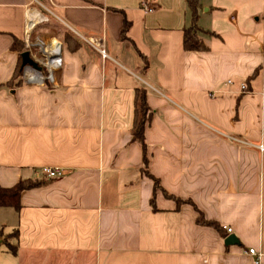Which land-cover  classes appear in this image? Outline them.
Segmentation results:
<instances>
[{
    "label": "crops",
    "instance_id": "0c3cea01",
    "mask_svg": "<svg viewBox=\"0 0 264 264\" xmlns=\"http://www.w3.org/2000/svg\"><path fill=\"white\" fill-rule=\"evenodd\" d=\"M38 1L62 28L31 34L62 43L53 84L14 78L25 10L38 6L0 0V186L40 181L19 210L0 206V264H264V0H200L203 52L183 48L185 0ZM138 88L161 189L132 140ZM13 230L15 254L2 239Z\"/></svg>",
    "mask_w": 264,
    "mask_h": 264
},
{
    "label": "trees",
    "instance_id": "16d2710c",
    "mask_svg": "<svg viewBox=\"0 0 264 264\" xmlns=\"http://www.w3.org/2000/svg\"><path fill=\"white\" fill-rule=\"evenodd\" d=\"M185 1L188 10L190 12L191 22L190 25L184 28L183 30V48L186 51H196V52L207 51L208 46L200 37V33L203 32V30L197 25L199 9H200V0H185ZM262 18L264 20V12ZM52 26H56V25L52 24ZM126 29H127V21H124L122 34H125ZM50 30H51L50 31L51 36H57V37L60 36L56 28L53 29L51 27ZM62 34H63L62 37L63 41L69 39V34L66 31H63ZM210 34L216 35L213 32H211ZM68 46H71V44L70 45L68 44ZM17 48L19 51L22 50L21 46ZM259 70L260 67L256 68L251 77L256 76ZM21 72H22V65L20 63L14 73V78H17L19 76L21 77ZM151 117H152V112L146 101V91L143 88H138L135 91L134 121L131 128V135H132V140L137 142L141 146L143 152L144 166L142 167L141 172L144 173L145 175H148L152 179L154 190H156V189H161V186L159 184V181L156 178H154L147 170L148 156H147V147H146L145 135H144L146 125L150 122ZM39 184L40 181L27 179V180H20L16 184L10 187L0 186V206L13 207L15 210H19L21 192ZM164 194L168 198H173L177 204L182 202L180 201V199L173 197L165 192ZM197 222L200 224L216 227L218 230L221 229L220 226H218L215 222L206 220L201 214H199V216L197 217ZM17 236H18L17 230H13L11 233L2 235V239L4 240V242H6L7 250L13 254L16 253L18 248L17 243L15 241L17 239Z\"/></svg>",
    "mask_w": 264,
    "mask_h": 264
},
{
    "label": "built area",
    "instance_id": "2783aa9c",
    "mask_svg": "<svg viewBox=\"0 0 264 264\" xmlns=\"http://www.w3.org/2000/svg\"><path fill=\"white\" fill-rule=\"evenodd\" d=\"M36 2L38 7L27 6L25 10V50L29 52V56L37 63L38 67L34 68L31 65H24L22 67L21 77L29 84L44 85L46 81L50 83L55 82V73L62 67V43L56 38H51L48 40H43L36 38L31 39V34L34 28L42 23L49 20L50 10L38 0H33ZM142 6L150 9L148 7L147 0H143ZM34 11V15L38 17V21L35 22L28 29L27 14L28 11ZM91 44L98 45L99 51L102 56H105V50L100 43L94 39H88ZM244 88V85H241ZM259 150L264 151V146L259 145ZM40 174L42 177L47 179H55L63 174V170L60 167L43 166L40 168ZM226 230L231 232V228L227 227ZM250 254L256 257V262H259L261 253L257 252L254 248L248 250Z\"/></svg>",
    "mask_w": 264,
    "mask_h": 264
},
{
    "label": "water",
    "instance_id": "95a60500",
    "mask_svg": "<svg viewBox=\"0 0 264 264\" xmlns=\"http://www.w3.org/2000/svg\"><path fill=\"white\" fill-rule=\"evenodd\" d=\"M20 57H21V65H31L34 68H37L38 65L37 63L29 56V52L27 50H24L20 53ZM225 244L226 245H233V244H238L239 241L237 239V237L234 234H229L226 238H225Z\"/></svg>",
    "mask_w": 264,
    "mask_h": 264
},
{
    "label": "bare ground",
    "instance_id": "6f19581e",
    "mask_svg": "<svg viewBox=\"0 0 264 264\" xmlns=\"http://www.w3.org/2000/svg\"><path fill=\"white\" fill-rule=\"evenodd\" d=\"M27 22H28V29L35 23L38 21V17H36L34 15V11L29 10L28 14H27Z\"/></svg>",
    "mask_w": 264,
    "mask_h": 264
},
{
    "label": "rangeland",
    "instance_id": "374dc122",
    "mask_svg": "<svg viewBox=\"0 0 264 264\" xmlns=\"http://www.w3.org/2000/svg\"><path fill=\"white\" fill-rule=\"evenodd\" d=\"M51 23H54V22H47V23H45V24L43 25V28H46V30L51 29V27H52L53 29L56 28V30H58V29H62V28H60V27L50 25ZM54 27H55V28H54ZM48 31H49V30H48ZM47 33H48V32H47Z\"/></svg>",
    "mask_w": 264,
    "mask_h": 264
}]
</instances>
